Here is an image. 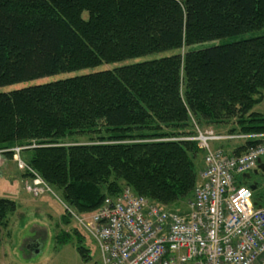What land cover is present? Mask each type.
Masks as SVG:
<instances>
[{
    "label": "trees",
    "instance_id": "obj_1",
    "mask_svg": "<svg viewBox=\"0 0 264 264\" xmlns=\"http://www.w3.org/2000/svg\"><path fill=\"white\" fill-rule=\"evenodd\" d=\"M263 29L264 0H0V88L180 52L0 93V150L35 147L25 160L82 216L126 187L177 213L167 208L191 199L202 152L168 139L192 135L193 120L264 133L253 111L264 98V36L182 51ZM17 206L0 200V248Z\"/></svg>",
    "mask_w": 264,
    "mask_h": 264
},
{
    "label": "built area",
    "instance_id": "obj_2",
    "mask_svg": "<svg viewBox=\"0 0 264 264\" xmlns=\"http://www.w3.org/2000/svg\"><path fill=\"white\" fill-rule=\"evenodd\" d=\"M193 132L168 139L196 143L203 152L204 168L186 213L161 209L130 189L107 198L85 218L65 204L67 213L98 244L102 264H264V208L254 205L253 192L241 184L243 175L264 159V133L219 134L197 124ZM239 140L246 147L239 156L221 145ZM32 148L0 150V166L5 154L12 153V161L26 176L25 190L37 199L55 196L24 158Z\"/></svg>",
    "mask_w": 264,
    "mask_h": 264
},
{
    "label": "rangeland",
    "instance_id": "obj_3",
    "mask_svg": "<svg viewBox=\"0 0 264 264\" xmlns=\"http://www.w3.org/2000/svg\"><path fill=\"white\" fill-rule=\"evenodd\" d=\"M260 36H264V29L258 32L233 37L230 39L196 45L190 49L182 51V54L184 55L190 50H203L228 43L253 39ZM179 53L180 52L178 51H169L165 53L150 55L148 57L140 58L137 60L126 61L121 64L104 65L97 69H89L69 74L58 75L34 82L0 88V93L16 91L19 89L45 83H52L58 80L68 79L97 71L111 70L121 65H131L134 63L162 59ZM253 111L264 116V98L263 102L260 105L256 106ZM236 122L237 120L234 119L231 121L229 120L227 124L204 127L199 125L200 123L196 120V122L194 121L192 125L193 128L194 125L197 124L202 130H211L219 134H243L228 133L231 129L237 127ZM87 141V139H79V142L82 143H86ZM238 144L244 146L245 143H243V140H239V142L223 143L221 145H224L226 152L232 153L234 155L235 152L239 150ZM196 146L200 150V152H202L198 144H196ZM243 152L244 150L240 151V154H243ZM202 155L199 154V156L196 158L197 160H195L196 166L200 171L203 170ZM24 156L26 158L27 153H25ZM22 176L23 173L18 170L15 163L11 159L5 160L3 165L0 166V200H10L18 205L17 212L15 213V215L10 217L9 228L6 231H3V235L1 237L2 245L0 248V264H102V258L98 244L96 243L94 238L78 223V221L76 219H72L71 225L67 226L63 224L62 220L64 216L67 215V209L60 193L51 186L55 193V196L46 195L39 199L34 198L25 190ZM199 181L200 176H198V184ZM125 189L130 188L126 187L124 188V190ZM194 192L190 200L180 202L177 207L167 209L179 212L186 210L187 212L190 202L194 198ZM255 195L257 196V198L264 196L263 194H260L261 196L259 194ZM148 201L151 204L156 205L150 200ZM261 205L264 206L263 203H261ZM76 215L83 218L90 216H82L78 212H76ZM75 229L78 230L80 237L74 235ZM62 232L70 234V236H68L64 241H60L57 238V236ZM35 241L39 242L40 253H36L29 247L30 242ZM80 249H83L85 251L84 254L80 252Z\"/></svg>",
    "mask_w": 264,
    "mask_h": 264
},
{
    "label": "flooded vegetation",
    "instance_id": "obj_4",
    "mask_svg": "<svg viewBox=\"0 0 264 264\" xmlns=\"http://www.w3.org/2000/svg\"><path fill=\"white\" fill-rule=\"evenodd\" d=\"M259 166H257V169H255L251 175V180L246 181L248 187L256 186L257 189L255 191V194H263L264 195V172L258 169ZM261 196V195H260ZM37 243L32 244L31 246H35Z\"/></svg>",
    "mask_w": 264,
    "mask_h": 264
},
{
    "label": "water",
    "instance_id": "obj_5",
    "mask_svg": "<svg viewBox=\"0 0 264 264\" xmlns=\"http://www.w3.org/2000/svg\"><path fill=\"white\" fill-rule=\"evenodd\" d=\"M259 170H261L262 172H264V163L262 160L259 161V167H258ZM251 175L250 174H246V175H243V181L245 180H251ZM251 191L255 192L257 187L256 186H252L250 187ZM255 205H257V203H255ZM261 207V206H260ZM33 251H35L36 253H40V245H35V246H31L30 247Z\"/></svg>",
    "mask_w": 264,
    "mask_h": 264
},
{
    "label": "crops",
    "instance_id": "obj_6",
    "mask_svg": "<svg viewBox=\"0 0 264 264\" xmlns=\"http://www.w3.org/2000/svg\"><path fill=\"white\" fill-rule=\"evenodd\" d=\"M238 145H239V144H238ZM226 147H227V146H226ZM240 147H241V145H239V148H240ZM203 168H204V164H203ZM257 200H258V198H257ZM58 236H59V235H58ZM58 236H57V237H58ZM27 243H28V242H27ZM34 243H39V242H37V241H35V242H30L29 247H31V245L34 244Z\"/></svg>",
    "mask_w": 264,
    "mask_h": 264
}]
</instances>
